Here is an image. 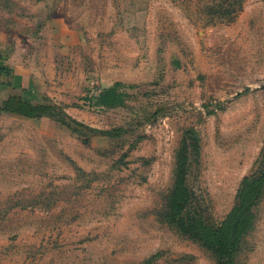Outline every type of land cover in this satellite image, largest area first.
Returning a JSON list of instances; mask_svg holds the SVG:
<instances>
[{
    "label": "rangeland",
    "instance_id": "1",
    "mask_svg": "<svg viewBox=\"0 0 264 264\" xmlns=\"http://www.w3.org/2000/svg\"><path fill=\"white\" fill-rule=\"evenodd\" d=\"M218 4L0 1V49L23 82L0 84V100L48 95L88 124L128 129L83 143L50 117L0 113V264H138L156 250L155 264H214L157 212L184 127L200 136L189 183L215 219L262 145L264 0H242L230 21ZM114 80L124 104L85 98ZM257 214L237 264H264V197Z\"/></svg>",
    "mask_w": 264,
    "mask_h": 264
},
{
    "label": "trees",
    "instance_id": "2",
    "mask_svg": "<svg viewBox=\"0 0 264 264\" xmlns=\"http://www.w3.org/2000/svg\"><path fill=\"white\" fill-rule=\"evenodd\" d=\"M241 1L218 0L220 4L215 13L216 18L232 20L241 6ZM210 4L211 2H208L205 6ZM15 77L20 80L13 66L0 53V84L10 85ZM122 86L124 83L121 80H114L85 98L96 106H119L125 103L126 93ZM247 89L248 87L245 88ZM41 98L33 102L22 94L10 93L0 100V113L50 117L75 134L83 143H89L96 135L113 139L128 131L121 125L102 128L88 124L69 114L62 102L54 101L48 95H42ZM199 152V133L194 126L188 125L182 129L175 149L172 183L157 216L159 220L174 226L179 233L202 247L213 258L214 264H237L248 242L247 235L255 227L257 206L264 197V138L251 170L245 173L238 183L233 204L221 219L213 217L206 197L189 183V173L193 163L197 162ZM76 169L83 171L79 166H76ZM160 255L161 251L156 250L138 264H155Z\"/></svg>",
    "mask_w": 264,
    "mask_h": 264
},
{
    "label": "crops",
    "instance_id": "3",
    "mask_svg": "<svg viewBox=\"0 0 264 264\" xmlns=\"http://www.w3.org/2000/svg\"><path fill=\"white\" fill-rule=\"evenodd\" d=\"M0 53H2L3 55H5V53H4V51H3L2 49H0ZM14 72H15V74H16V75H18V76H19V79H20V82H19V84H20V85H22V83H23V82H22V80H21V78H20V74H19V73H17V71H16V70H14ZM16 78H17V77H15V78H14V80H13V83L15 82Z\"/></svg>",
    "mask_w": 264,
    "mask_h": 264
}]
</instances>
